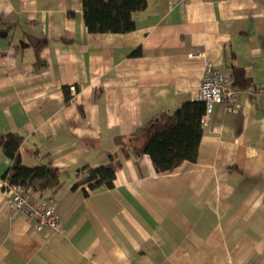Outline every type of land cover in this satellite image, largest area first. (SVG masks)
I'll list each match as a JSON object with an SVG mask.
<instances>
[{"label":"crops","instance_id":"obj_1","mask_svg":"<svg viewBox=\"0 0 264 264\" xmlns=\"http://www.w3.org/2000/svg\"><path fill=\"white\" fill-rule=\"evenodd\" d=\"M133 17L130 33L92 34L82 0H0V137H23V165L60 171L35 196L65 225L35 231L0 188V264H264V0H147ZM198 52L251 85L237 111L214 106L196 161L158 172L131 154L112 188H73L193 100ZM11 165L0 148V179Z\"/></svg>","mask_w":264,"mask_h":264},{"label":"trees","instance_id":"obj_2","mask_svg":"<svg viewBox=\"0 0 264 264\" xmlns=\"http://www.w3.org/2000/svg\"><path fill=\"white\" fill-rule=\"evenodd\" d=\"M83 19L89 33L127 34L134 30V13L142 11L147 0H82ZM233 86L244 90L251 85V79L239 68L233 72ZM69 97V90L65 89ZM205 104L189 100L173 111H163L154 116L140 130L135 132L125 146L109 156V163L97 167H83L86 176L75 182L73 188L82 187L93 191L105 186L112 188L121 157L131 154L147 155L153 168L158 171L173 170L185 162H194L203 135L201 119ZM23 137L7 133L0 137L3 154L12 160V165L0 179L10 185H18L39 198L49 197L62 185L60 171L46 165L27 167L20 159Z\"/></svg>","mask_w":264,"mask_h":264},{"label":"built area","instance_id":"obj_3","mask_svg":"<svg viewBox=\"0 0 264 264\" xmlns=\"http://www.w3.org/2000/svg\"><path fill=\"white\" fill-rule=\"evenodd\" d=\"M193 58H197L204 63L199 90L193 94V100H199L205 104V113L201 119V128L203 133H205L212 119L215 105H223L227 112L237 111V100L240 90L233 86L232 73L214 69L204 52L193 54ZM261 91L264 93V89ZM69 92L71 93V98H74L76 89L70 87ZM4 187L11 194L8 200L10 208L28 218L35 231H41L45 228L56 232L65 231L64 222L61 220L54 205L40 201L33 193L21 186L10 185L4 181L0 183V188Z\"/></svg>","mask_w":264,"mask_h":264}]
</instances>
